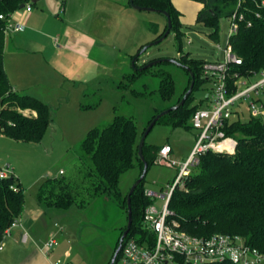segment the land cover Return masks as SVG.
Returning <instances> with one entry per match:
<instances>
[{
    "label": "rangeland",
    "instance_id": "374dc122",
    "mask_svg": "<svg viewBox=\"0 0 264 264\" xmlns=\"http://www.w3.org/2000/svg\"><path fill=\"white\" fill-rule=\"evenodd\" d=\"M188 4L190 7L187 6L188 10L184 11L185 19L179 33L173 29L164 40L150 46L148 45L156 40L157 35L165 30L168 18L160 11L139 10L130 5V11H124L120 21L112 26L114 32L102 42L104 45L98 43L91 53L93 57L77 52L67 66L65 77L57 83L52 96L47 100L54 109L55 119L41 142L16 141L0 133V165L10 164L25 190V214L28 212L30 215L24 216L25 228L29 230L32 227L35 230L37 245L41 247L51 238L52 230L59 232L58 243L53 250H49L52 261L61 259L69 264H110L128 225L127 207L120 209L115 202L103 195L93 199L90 197L91 193L82 188L83 173L78 172L82 167L78 161V151L89 131L111 122L115 114L132 116L137 122L140 142L153 115L174 106L187 86L186 69L169 61L155 65L130 85V88L142 91L146 85V95L139 97L131 89L117 88L116 85L123 77L135 70L132 56L148 46L137 61L138 67L153 58L175 59L180 54L205 63L225 61V49L231 34V18L220 17L218 28L205 22H197L199 4ZM243 6L242 3V8ZM32 7L35 8L34 5ZM159 69L173 74L175 94L170 100H164L160 95V77L153 74ZM262 78V71L246 75L241 80L246 84H240V87L256 84ZM212 87V80L200 84L194 90L193 105L207 108L206 98ZM252 100L264 104V89H261L259 95L253 93L250 98L237 101L233 109L239 111V116L234 115L233 118L248 120L252 115ZM96 103L95 107H83V104ZM20 112L32 114L26 110ZM198 133L199 130L195 128L173 127L159 121L147 135L146 144L156 147L170 144L174 149L171 159L184 162L195 145ZM61 170L63 173H60ZM177 173L178 167L160 162V151L157 150L156 160L150 165L144 187L147 191L162 194L175 180ZM140 176L141 168L136 159L135 166L121 177L120 187L125 196L131 192ZM54 177L73 180L76 196H79L78 202L88 196L86 204H74L68 210L46 209L41 205L38 197L40 187L47 179ZM164 203L162 198L155 201L159 213ZM129 237L140 241L144 239L139 233H132ZM121 256L120 254L116 264H123Z\"/></svg>",
    "mask_w": 264,
    "mask_h": 264
},
{
    "label": "trees",
    "instance_id": "16d2710c",
    "mask_svg": "<svg viewBox=\"0 0 264 264\" xmlns=\"http://www.w3.org/2000/svg\"><path fill=\"white\" fill-rule=\"evenodd\" d=\"M134 1L140 6L167 11L172 19L171 30L176 29L179 33L183 25V14L173 0ZM192 1L202 5L197 22H205L216 28L219 27L220 17H230L235 12L245 15L239 22L238 32L231 37L234 52L243 59L242 64H232L230 68V91L236 92V73L245 77L264 70V0H245L243 8L242 4L238 5V0ZM32 3V0H0V16L9 17L20 10L22 4L27 6ZM249 22L252 23L251 26L248 25ZM6 23L7 21L0 17V133L16 141L41 142L54 122L55 112L50 104L34 95L18 92L11 84L5 67L8 35ZM165 30L157 35L156 40ZM132 57L134 58V55ZM158 59L162 58L150 59L141 66ZM175 59L186 69L188 83L174 106L188 91L193 79L191 73L195 79L194 87L181 107L164 115L158 122L189 129L193 128L194 112L200 108L193 105L194 90L210 78L205 74V62L193 60L184 54ZM163 62L169 61L160 63ZM155 65L125 75L116 87L131 89L135 96L146 95V85L144 91L130 88V85ZM153 74L160 77L161 97L164 100L172 99L175 94L173 74L165 69L154 71ZM97 104H83V107L91 108ZM26 109L37 114L25 115L20 112ZM156 116L157 114L153 115L149 124ZM224 130L227 136L237 141L235 153L209 150L200 156L199 164L192 168L183 183L177 185L172 193L169 208L174 213L172 212L169 220H176L181 230L195 235L239 234L249 246L264 253V116L251 115L248 120L234 118L226 122ZM138 146V126L132 116L115 114L111 122L89 131L79 146L78 161L82 167L78 172L83 173L82 188L91 193V198L103 195L115 202L120 209L127 207L128 212V195L123 194L120 181L122 175L135 166L136 159L142 175L145 165L138 154ZM161 147L148 146L145 141L143 153L148 164L147 172L155 162L157 150L160 151ZM146 175L131 196L133 222L124 239V245L130 239H135L141 244L147 241L153 244L156 239L153 232L144 228L145 210L155 202L145 193ZM75 192L77 191L73 180L65 177L49 178L40 187L39 202L46 209L68 210L74 204L84 206L88 196L79 203V196H76ZM24 212L25 190L19 179L15 175L0 177V245L7 239L6 229L16 218L22 217ZM132 233H139L144 239L140 241L129 237ZM122 252L123 249L117 262ZM178 264L189 263L180 260Z\"/></svg>",
    "mask_w": 264,
    "mask_h": 264
},
{
    "label": "built area",
    "instance_id": "2783aa9c",
    "mask_svg": "<svg viewBox=\"0 0 264 264\" xmlns=\"http://www.w3.org/2000/svg\"><path fill=\"white\" fill-rule=\"evenodd\" d=\"M245 0H238L240 6ZM264 5V1H263ZM28 11L32 6L28 4L25 7ZM7 21V34L12 31H23L25 25L20 22H14V13L11 16H0ZM242 12H235L231 18V34L229 43L225 49V61L218 63H205V74L213 81V87L207 96L208 107L198 108L192 118L193 128L198 129L196 142L189 156L184 162H177L171 159L173 148L170 144H165L160 149V162L167 163L170 166L178 167V173L173 183L169 184L166 192L159 194L153 191H147L146 195L155 201L162 198L165 200L162 211L156 208L155 202L149 205L145 210L146 228L156 236L155 242L149 241L144 244L135 239L128 240L123 246L121 259L123 264H178L184 260L189 264H211L217 262H231L233 264H264V253L256 248L249 246L245 239L240 235L229 233H213L208 236L195 235L181 230L180 224L176 220H169L172 210L169 208V202L172 193L177 185L182 184L185 178L190 174L192 168L199 164L200 156L209 151L226 152L233 154L236 150L237 141L235 138L227 136L224 127L227 121H230L234 115L239 116V111L234 110L233 106L242 98H250L253 93L260 94L264 89V70L263 78L256 84L240 87L242 76L235 74L237 81L235 84L238 89L231 93L229 74L232 64L240 65L243 59L233 50L231 37L239 30V22L244 19ZM252 25L251 22L248 23ZM250 110L253 116H264V104H258L256 100L250 103ZM206 120V121H204ZM63 173V171H61ZM15 175L10 164L0 165V177L7 178ZM158 214V215H157ZM22 217H18L6 229V237L12 230L18 226H23ZM23 241L27 242L30 234L24 230ZM58 240L55 236L51 237L43 246L47 254L53 250ZM3 243L0 245L2 249ZM54 264H69L58 259Z\"/></svg>",
    "mask_w": 264,
    "mask_h": 264
},
{
    "label": "crops",
    "instance_id": "0c3cea01",
    "mask_svg": "<svg viewBox=\"0 0 264 264\" xmlns=\"http://www.w3.org/2000/svg\"><path fill=\"white\" fill-rule=\"evenodd\" d=\"M173 1L184 22L188 3L195 1ZM198 4L197 15L202 7L195 2ZM30 5L35 8L14 13L13 21L23 23L25 29L8 33L5 67L15 90L48 103L74 56L80 52L91 57L98 43L104 45L107 36L114 32L112 26L120 21L124 11H130L131 4L130 0H38ZM26 111L37 114L30 109ZM27 213L22 215L23 226L14 228L7 243L2 245L0 264H54L50 253L37 245L35 230L25 228L24 219L30 216ZM20 227L31 233L27 242L22 238L25 229ZM58 235V230H52L51 237Z\"/></svg>",
    "mask_w": 264,
    "mask_h": 264
},
{
    "label": "water",
    "instance_id": "95a60500",
    "mask_svg": "<svg viewBox=\"0 0 264 264\" xmlns=\"http://www.w3.org/2000/svg\"><path fill=\"white\" fill-rule=\"evenodd\" d=\"M37 1L38 0H32L33 3H36ZM130 4L135 9H139V10H149V11H160V12L164 13L167 16V18H168V24H167V26L168 27L165 30L164 34L159 39L155 40L154 42H152L148 46H150L152 44H157V43L161 42L162 40H164L165 37L170 33L171 28H172V19H171L170 14L167 11L158 10L156 8H153V7L140 6V5L136 4L134 0H130ZM25 7H26V5L25 4H22V6L20 7V9H24ZM148 46H145L144 49L142 51H140L139 54H137V55L134 56V58H133V66H134L135 70L143 71V70H145V69H147L149 67H152L153 65H155L157 63H160V62L166 61V60L167 61H171V62L178 63L180 65V63L176 59L162 58V59L153 60L151 62H148L146 65L141 66V67L136 66L137 61H138L140 55L144 51H146V49L148 48ZM191 75H192L193 79L191 81L190 87H189L188 91L186 92V94L184 95V97L181 99V101L178 104H176L175 106H172V107H170V108H168V109L160 112L159 114H157V116L152 120V122L149 124L148 128L145 130V132H144V134H143V136H142V138H141V140L139 142L138 154H139L140 158L144 161L145 168H144V171H143L142 175L140 176V178L138 179V181L133 186L131 192L128 194V197H127V202H128V225H127V228L124 231L123 235L120 238L119 246L117 247V249H116V251H115V253L113 255V258H112L110 264H116L117 263L118 255L122 251L123 246H124V244H123L124 243V239L127 236L128 232L130 231L131 226H132L133 213H132L131 196H132L133 192L135 191L136 187L139 185V183L142 181V179L146 175L147 168H148V164H147V162L145 160V156H144V153H143V147H144V144H145L147 135L149 134V132L152 130V128L158 122V120L160 118H162L164 115L168 114L172 110L178 109L179 107H181L184 104V102L186 101L187 97L189 96V94L193 90L194 83H195L194 75L192 73H191Z\"/></svg>",
    "mask_w": 264,
    "mask_h": 264
}]
</instances>
